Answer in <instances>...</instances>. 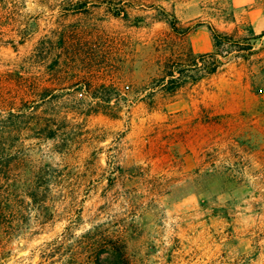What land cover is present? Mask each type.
Wrapping results in <instances>:
<instances>
[{
	"label": "rangeland",
	"instance_id": "obj_1",
	"mask_svg": "<svg viewBox=\"0 0 264 264\" xmlns=\"http://www.w3.org/2000/svg\"><path fill=\"white\" fill-rule=\"evenodd\" d=\"M234 14L0 0V195L17 216L0 264H95L106 247L130 264H264V43ZM212 28L237 42L216 48Z\"/></svg>",
	"mask_w": 264,
	"mask_h": 264
},
{
	"label": "crops",
	"instance_id": "obj_2",
	"mask_svg": "<svg viewBox=\"0 0 264 264\" xmlns=\"http://www.w3.org/2000/svg\"><path fill=\"white\" fill-rule=\"evenodd\" d=\"M235 10L234 29L251 39L253 42V51L260 50L264 43V0H231ZM205 35L206 31H201ZM191 45L194 52L200 54H207L213 51L211 42L199 40L195 35L191 39ZM264 56V48L258 52L253 53V56ZM260 57V56H259Z\"/></svg>",
	"mask_w": 264,
	"mask_h": 264
},
{
	"label": "trees",
	"instance_id": "obj_3",
	"mask_svg": "<svg viewBox=\"0 0 264 264\" xmlns=\"http://www.w3.org/2000/svg\"><path fill=\"white\" fill-rule=\"evenodd\" d=\"M172 17H174V15H172ZM212 35H213V40L215 43V47L219 48L220 46L226 44V43H230L231 45H235V43L237 42L236 38L234 35H228L226 33H222L214 28L211 29ZM251 39H244V41H249ZM244 51H251L252 47H247L244 49H241ZM219 55V53H213V54H209V55H201V58H204L205 56L207 57H215ZM218 65L212 69L211 73L216 72ZM169 76L171 78H173L172 80H174V73H170ZM2 195H0V245L2 244L3 240L5 239V235H11L13 233H11V231L8 229L10 227H8L9 225H11L13 223V221H15V217L16 214H12V213H8L6 211V207L9 206V204L7 203L9 201V199H5V201H3ZM67 240V237L63 238V239H57L56 241L58 243H64V241ZM91 251H93V249L91 248ZM95 264H130L128 260L124 259V255L122 253V251L120 249L117 248H105L102 249L99 253L96 254V258H95Z\"/></svg>",
	"mask_w": 264,
	"mask_h": 264
}]
</instances>
